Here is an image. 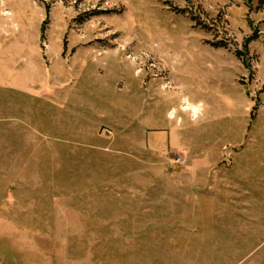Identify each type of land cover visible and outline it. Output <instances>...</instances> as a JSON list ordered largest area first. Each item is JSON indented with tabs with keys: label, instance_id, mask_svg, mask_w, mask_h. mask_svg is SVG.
Listing matches in <instances>:
<instances>
[{
	"label": "rangeland",
	"instance_id": "1",
	"mask_svg": "<svg viewBox=\"0 0 264 264\" xmlns=\"http://www.w3.org/2000/svg\"><path fill=\"white\" fill-rule=\"evenodd\" d=\"M0 60V264H264V0H0Z\"/></svg>",
	"mask_w": 264,
	"mask_h": 264
},
{
	"label": "bare ground",
	"instance_id": "2",
	"mask_svg": "<svg viewBox=\"0 0 264 264\" xmlns=\"http://www.w3.org/2000/svg\"><path fill=\"white\" fill-rule=\"evenodd\" d=\"M134 36H136V34L134 35ZM139 37V36H138ZM137 37V38H138ZM135 38V37H134ZM136 40V39H135ZM140 41H141V39H139ZM137 41V40H136ZM135 43V42H134ZM147 44V43H146ZM140 52V51H139ZM148 54H151V55H157L158 56V54H157V52L156 51H151V50H147L146 51ZM155 53V54H154ZM164 65V64H163ZM166 68H167V66H166ZM189 102V100H186V104L184 105V108H183V110L185 111V112H190V111H193L194 112V114H195V117L197 118V114H198V112L200 111V107H202V106H194L193 105V107H191V105L188 103ZM191 107V108H190ZM176 111V110H175ZM194 117V118H195Z\"/></svg>",
	"mask_w": 264,
	"mask_h": 264
},
{
	"label": "crops",
	"instance_id": "3",
	"mask_svg": "<svg viewBox=\"0 0 264 264\" xmlns=\"http://www.w3.org/2000/svg\"><path fill=\"white\" fill-rule=\"evenodd\" d=\"M11 61L14 60L13 57L12 59H10ZM16 63V61L14 60V62L12 63V65L14 66V64ZM10 66V68H12L13 66ZM0 68H2V65H1V60H0ZM13 82V81H12ZM4 86V81L2 79V76H1V79H0V88H2Z\"/></svg>",
	"mask_w": 264,
	"mask_h": 264
},
{
	"label": "built area",
	"instance_id": "4",
	"mask_svg": "<svg viewBox=\"0 0 264 264\" xmlns=\"http://www.w3.org/2000/svg\"><path fill=\"white\" fill-rule=\"evenodd\" d=\"M179 162H181L180 160H178Z\"/></svg>",
	"mask_w": 264,
	"mask_h": 264
}]
</instances>
